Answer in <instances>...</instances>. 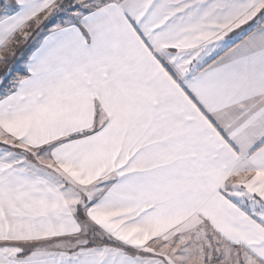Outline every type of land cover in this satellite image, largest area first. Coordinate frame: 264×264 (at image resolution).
<instances>
[{
  "label": "snow or ice",
  "instance_id": "1",
  "mask_svg": "<svg viewBox=\"0 0 264 264\" xmlns=\"http://www.w3.org/2000/svg\"><path fill=\"white\" fill-rule=\"evenodd\" d=\"M0 264H264V0H0Z\"/></svg>",
  "mask_w": 264,
  "mask_h": 264
}]
</instances>
